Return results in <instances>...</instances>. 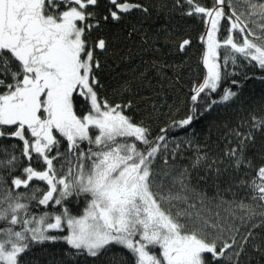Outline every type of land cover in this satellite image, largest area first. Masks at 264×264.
<instances>
[{
    "label": "snow or ice",
    "instance_id": "6c2138e0",
    "mask_svg": "<svg viewBox=\"0 0 264 264\" xmlns=\"http://www.w3.org/2000/svg\"><path fill=\"white\" fill-rule=\"evenodd\" d=\"M184 2L189 5L185 15L197 16L207 29L200 37L206 43V76L193 88L190 114L173 122L179 128L203 115L197 108L211 111L236 97L225 89L218 99L211 98L221 83L222 66L229 61L235 65L236 54L264 70V0H212L211 7L197 0ZM108 4L107 14L101 15L94 10L98 0H0V138L22 142L20 154L29 162L23 178L14 177L7 195L0 198V221L10 225L0 227V264H21L32 247L59 240L70 246L60 264L97 258L113 246L127 249L133 264H240L249 246L264 256V238L256 243L254 231L264 229V163L257 166L249 156L255 150V133L264 131V117L250 114L234 126L225 124L219 137L222 156L197 146L190 164L178 166L175 155L180 147L168 148V128L150 139V129L125 114L130 101L109 104L98 96V54L107 52L111 39L98 36L91 41L89 36L133 10L148 11L133 0ZM222 21L228 35L220 40ZM135 32L132 26L128 36ZM189 44L183 40L179 50ZM222 48L226 54L221 61ZM81 100L87 108L78 115ZM61 139L68 145L66 153L59 151ZM34 156L44 165L42 170L31 167ZM18 160L12 155L0 160V167ZM197 169L205 173L200 180L211 179L217 188L225 174L231 183L210 198L191 185ZM33 180L46 182L47 190L12 195L28 189ZM233 188L243 194L240 199ZM221 191L232 193L233 199H224ZM37 192L38 204L60 206L59 214L33 215L22 201L37 199ZM73 194L90 197L79 216L64 207ZM246 200L261 211H254ZM241 227L247 229L243 234ZM64 229L66 235L49 234ZM157 247L159 254L153 250Z\"/></svg>",
    "mask_w": 264,
    "mask_h": 264
},
{
    "label": "trees",
    "instance_id": "16d2710c",
    "mask_svg": "<svg viewBox=\"0 0 264 264\" xmlns=\"http://www.w3.org/2000/svg\"><path fill=\"white\" fill-rule=\"evenodd\" d=\"M159 0H147L148 5L137 0L133 2L140 3L147 12L140 10H133L130 14L124 16L119 23H114L111 20L104 25L103 31H94L89 36L91 41H95L98 36L110 38L111 43L108 48V54L99 53L102 58V70L98 74V79L102 87L98 89V96L102 97L104 85L107 88L106 94L117 95L120 101L112 100L111 103L125 105L129 101L131 107L126 108V112L131 111L133 106L143 107L147 111L148 105L156 102V98L166 91L167 86L173 83H184L188 85V79L193 85V88L200 82L204 70L201 68V73L198 79L194 76L192 71L193 63H195V55L184 53L185 48L193 45V53L198 55L200 60V49L202 41L196 42L198 34H195L196 26L202 27L203 21L197 16L185 15L189 11V5L184 0H179V3L174 0H169V8L166 5L161 7L156 5L151 9L150 4H154ZM202 6L211 7L212 0H197ZM99 7L94 10L101 15L107 14V8L110 7L108 0H98ZM225 12H228V7H225ZM190 17L188 20L186 17ZM132 26H135L136 32L129 37L128 32ZM193 26V27H192ZM227 27L226 22H221V29L218 33V39L223 40L228 32L225 31ZM189 33V34H188ZM234 37L239 40V34L234 33ZM189 40L190 44L180 51V44L183 40ZM201 43V44H200ZM221 61L225 56V50H220ZM198 60V61H199ZM160 64V65H156ZM222 80L219 88L215 93H211L212 99H218L225 89H231L237 95L233 100L227 103H222L213 106L211 111H204L203 107L197 108V114L203 112L199 119H194L193 123L184 128L176 127L174 121H180L190 114L192 107L191 96L187 105L186 115L180 119L165 121L163 125L159 126L156 131L152 132L150 139L160 135L162 128H168V148L172 149L175 145H179L180 151L175 155V163L178 166L187 167L191 159L196 154V148L199 146L201 150L209 152L212 156H222V149L224 143L219 140V137L224 132V125L229 127L234 126L239 119H250V114L257 117H264V70L249 64L239 54H236L235 65L229 61L228 66H222ZM192 74V75H191ZM226 74V75H225ZM181 81V82H180ZM236 81V84H233ZM202 97L204 94H201ZM103 98V97H102ZM77 114H81V109H86V103L81 100L76 104ZM131 117L130 114H127ZM148 115L150 113L148 112ZM132 118V117H131ZM255 150L249 152V156L253 159L255 165L259 166L264 163V131L256 132ZM59 138V137H58ZM86 143V142H85ZM12 145H17L13 149ZM139 146V145H138ZM83 148L84 145L82 144ZM22 142L16 138L3 139L0 138V160L7 161L11 159L12 155L19 157L14 165L7 167H0V198L7 195L8 189L11 187V180L14 177H21L24 167L29 166V162L21 156L20 149ZM68 145L61 139L59 151L61 153L67 152ZM55 154V149L53 151ZM171 155V153H169ZM171 163V160L169 161ZM227 163V162H225ZM54 165L59 168V164L54 161ZM31 167L42 170L44 165L42 162H37L35 156L31 162ZM203 169L192 171L191 185L197 192H203L208 197H214L218 191L228 187L231 183L229 174H225L218 182L208 179L207 182L200 180L199 177L204 176ZM234 175V174H233ZM38 188L41 191H46V182L33 180L28 189L14 190L12 195L15 196L17 192L25 193L27 196L33 195L32 189ZM237 193L236 199H240L243 195L238 189L233 188ZM37 199L24 200L22 202L28 203L29 211L36 216L42 215L45 212H51L53 215L59 214L62 210L60 206L40 205L38 199L41 198L40 192L35 193ZM224 199H233L232 193L222 192ZM254 211L260 212L255 203L246 200ZM87 203V195L81 194L77 196L73 194L64 204V207L69 209V212L74 215L82 213L84 205ZM216 201L212 202L214 207ZM226 207V206H225ZM239 214L241 210L236 209ZM221 211V215H223ZM253 221H248L251 224ZM254 222L259 224V216L254 217ZM240 222L237 221V224ZM6 222L0 221V227H9ZM16 230L20 229L19 225L13 226ZM245 227H241V233L246 232ZM257 233L256 243H260V239L264 238V229H255ZM50 235L63 236L67 234V229L63 231H51ZM70 250V246L64 241L59 240L55 243L46 242L43 245H36L32 247L30 252H26L21 257V264H51L53 259L57 264L65 260V253ZM159 254V248L153 249ZM74 251V250H73ZM68 264H133V256L123 246H113L107 252L101 254L97 258L84 257L81 259L70 260ZM240 264H264V256L259 252L253 251L249 246L246 253L241 254Z\"/></svg>",
    "mask_w": 264,
    "mask_h": 264
},
{
    "label": "rangeland",
    "instance_id": "374dc122",
    "mask_svg": "<svg viewBox=\"0 0 264 264\" xmlns=\"http://www.w3.org/2000/svg\"><path fill=\"white\" fill-rule=\"evenodd\" d=\"M140 3H146L148 5L147 0H137ZM177 1V0H174ZM169 0H159V1H155L154 4H150L151 9L154 8L156 5L161 6V7H165L164 5L167 4L168 8H169ZM149 6V5H148ZM170 9V8H169ZM188 20H190V17L188 16H184ZM190 22V21H189ZM188 22V23H189ZM251 26V25H250ZM193 27V26H192ZM207 31L205 23L203 22L202 27L196 26L194 33L198 34L197 38H196V42H198L200 40V37L202 35L205 34V32ZM94 33V31L91 33V35ZM189 34V33H188ZM97 38V37H96ZM95 38V40H96ZM201 44V43H200ZM201 49H200V60L198 55L195 53H193V45L185 48L184 53H190L195 55V63H193V69H189V71H192L191 73H194L193 77L195 80L198 79L200 73H201V68L204 70V74L202 76V78L199 79V83H202L203 79L206 76V67L203 65V54L206 51V43H204L202 41L201 44ZM109 48V47H108ZM108 52V50H107ZM105 52V55H107L108 53ZM104 54V53H103ZM100 60H102L101 57H99ZM199 60V61H198ZM156 65H160V64H156ZM192 75V74H191ZM191 79V78H190ZM190 79L187 80L188 85H185L184 83H173V81H171V83L169 84V86H167L166 91L161 93L157 98H156V102H154L151 105H148V109L147 111L145 110V108L143 107H137V106H133L131 111H125V114H130L132 119L134 120V122H139L142 123L143 125L147 126L150 129V132L152 134V132H154V130L156 131V129L163 125L165 121H170V120H174L176 118L180 119L182 117H184L186 115L187 112V105L189 102V98L191 96V89L193 87V85L190 86L191 81ZM181 82V81H180ZM107 88L103 87L102 91H100V94L102 95V97L104 99H106L108 101L109 104H116V103H111L112 100H117L120 101L119 96L117 95H108L106 94ZM148 112L150 113V115H148ZM54 151V150H53ZM87 195V203H88V198L89 194ZM84 205L82 213L84 211V208L87 206ZM81 213V214H82ZM80 214V215H81ZM79 216V215H77Z\"/></svg>",
    "mask_w": 264,
    "mask_h": 264
}]
</instances>
